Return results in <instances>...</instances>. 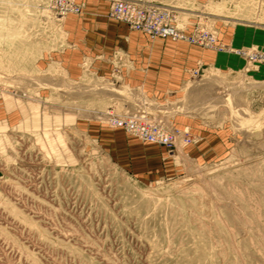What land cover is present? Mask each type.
Wrapping results in <instances>:
<instances>
[{
    "label": "rangeland",
    "instance_id": "obj_1",
    "mask_svg": "<svg viewBox=\"0 0 264 264\" xmlns=\"http://www.w3.org/2000/svg\"><path fill=\"white\" fill-rule=\"evenodd\" d=\"M131 1L0 0V264H264V0Z\"/></svg>",
    "mask_w": 264,
    "mask_h": 264
},
{
    "label": "built area",
    "instance_id": "obj_2",
    "mask_svg": "<svg viewBox=\"0 0 264 264\" xmlns=\"http://www.w3.org/2000/svg\"><path fill=\"white\" fill-rule=\"evenodd\" d=\"M118 3V2H117ZM127 3V2H125ZM120 4V3H119ZM128 6V7H126ZM122 8H114L111 13L110 16L111 18H113L114 20L120 21L125 23L127 26H129V28L133 29V30H137L143 33H146L147 35L152 36L153 38H162V39H171L174 41H178L180 40V35H178L176 32L175 33H167L165 32L164 34L162 32L159 31H155L156 28H154L153 26H155V23H153V19H155V22L158 23V25H164V29H167V26L164 24V21L166 20V15L156 9H144L142 7H140V5H136V4H132V5H126ZM173 30V29H171ZM129 122H117V125L119 127L122 128H128L129 125L132 124H128ZM151 125V124H150ZM149 124L146 123H141V125L136 126L137 129L139 130H150V126ZM132 130L136 131L134 129V127L131 128ZM153 133L147 134V133H142V135L140 133H134L137 135V137H139V139L147 142V143H151V144H159L162 145L164 147H166L167 149H173L174 148V137L172 135H168L167 139L161 138L162 141H156V134L158 133V128L157 127H153ZM163 133V131H162ZM187 143L190 142V138H186L185 140Z\"/></svg>",
    "mask_w": 264,
    "mask_h": 264
},
{
    "label": "bare ground",
    "instance_id": "obj_3",
    "mask_svg": "<svg viewBox=\"0 0 264 264\" xmlns=\"http://www.w3.org/2000/svg\"><path fill=\"white\" fill-rule=\"evenodd\" d=\"M118 2V3H117ZM125 2H127V3H125ZM120 3V4H119ZM132 4H136V5H139L137 2H135V1H131V0H113V3H112V9H111V11L114 9V8H122V7H124V6H126V5H132ZM126 7H128V6H126ZM140 7H142V8H144V9H146V10H148V9H155V8H147L146 6H144V5H140ZM153 23H155V26H153L154 28H156V30L155 31H159V32H162L163 34L165 33V32H167V33H177L178 35H179V33H178V31L174 28V27H172V26H169L168 24H165L166 26H167V29H164L165 27H164V25H158V23H156L155 22V19H153ZM171 29H173V30H171ZM180 37V36H179ZM126 122V121H128L130 124H132V125H129L128 126V128H122V127H119L118 125H117V122ZM110 122L112 123V125L114 126V127H116V128H119V129H123V130H126L127 132H129V133H132V134H134V133H140L141 135H142V133H147V134H150V133H153V127H157L158 128V130H160V131H158V133L156 134V141L158 142V141H162V139L161 138H164V139H167L168 138V135H172L166 128H165V126H163L161 123H151V122H148L147 120H145V119H140V118H138V117H135V116H128V117H126V118H123V119H117V118H111L110 119ZM128 123V124H129ZM141 123L143 124V123H146V124H151L150 126V130H146V131H143V130H139V129H137L136 128V126H139V125H141ZM132 127H134V129L137 131H134V130H132L131 128ZM162 131H163V133H162ZM135 136H137L136 134H134ZM173 136V135H172ZM149 144H151V143H149ZM153 145H156V146H161V147H164V146H162V145H159V144H157V143H155V144H153ZM241 257V256H240Z\"/></svg>",
    "mask_w": 264,
    "mask_h": 264
}]
</instances>
